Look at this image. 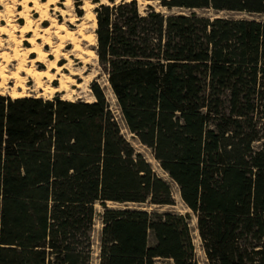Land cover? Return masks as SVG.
Segmentation results:
<instances>
[{"label": "trees", "instance_id": "trees-1", "mask_svg": "<svg viewBox=\"0 0 264 264\" xmlns=\"http://www.w3.org/2000/svg\"><path fill=\"white\" fill-rule=\"evenodd\" d=\"M157 1L191 12L96 9L126 128L177 185L209 264H264V21L194 11L264 13V0ZM92 88L94 101L0 94V264H92L97 203L99 264H198L190 213L107 205L174 193Z\"/></svg>", "mask_w": 264, "mask_h": 264}, {"label": "bare ground", "instance_id": "bare-ground-1", "mask_svg": "<svg viewBox=\"0 0 264 264\" xmlns=\"http://www.w3.org/2000/svg\"><path fill=\"white\" fill-rule=\"evenodd\" d=\"M12 2L25 7V11L19 13L20 17L25 19V23L20 27L17 26L11 18L10 10L5 14L1 13L2 19H7V24H2V19L0 20V48L8 44L7 48L11 49L12 55L0 53L2 54L0 56V94H4L2 89H5L8 95L19 98L28 96L29 91L40 89L44 95L65 92L64 95L67 96L65 99L73 100L72 94L76 93L74 87H78L82 92L88 90L87 83L97 71L93 70L86 74V69L88 65L94 64L98 55L94 50L85 48L83 41H87L88 45H95L97 35L93 31H87L88 25H85V21L78 23L79 18L71 12L72 0H12ZM60 3L66 8L60 7L58 5ZM93 6L94 3L85 0L82 7L88 12L85 18L92 21L90 23L95 27L97 15L92 11ZM32 9L39 13V17L31 15ZM52 9L64 15L65 20L60 21L52 13ZM48 20L50 24L43 25ZM69 24L78 25L77 29ZM1 35H7L8 41L4 42ZM55 38L58 41H55ZM24 41L31 43V47L24 46ZM70 44H73L72 49L65 51ZM48 46L50 51L47 50ZM33 53L36 54L35 57L30 56ZM51 55H54V58H51ZM72 55L83 65L76 67ZM62 58L67 59V62L60 64L59 61ZM13 62H17L16 66L10 69ZM42 64H45L46 68H42ZM76 76L83 81H78ZM29 78L34 82V89L28 85ZM55 81L59 83L55 85ZM10 83L13 84L10 85Z\"/></svg>", "mask_w": 264, "mask_h": 264}, {"label": "rangeland", "instance_id": "rangeland-1", "mask_svg": "<svg viewBox=\"0 0 264 264\" xmlns=\"http://www.w3.org/2000/svg\"><path fill=\"white\" fill-rule=\"evenodd\" d=\"M62 1H65V0H62ZM123 1H130V0H98V1L90 0V2L94 3V6L92 7V11L95 12L96 15H97L96 9L101 4L114 5V4L121 3ZM137 1L139 4V8L143 14L147 13V11L149 9L148 5H151L155 10L161 11L164 13H170V12L190 13L191 12V10H189V9H174L172 11H169V10L165 9L164 7H162L157 0H137ZM84 4H85V0H72L71 12H72V14H74L76 17L79 18L78 23L85 21V25L86 24L88 25V28H87L88 32L93 31L96 33L97 26L93 27L92 23H90L92 21L85 18V16L87 15L88 12L82 7ZM58 5L60 7L66 8V6L62 3H60ZM8 10H10V12H11L10 15H12L11 18H12L13 22L15 24H17V26L20 27V25L25 23V19L21 18L19 15L20 11H25L24 6L14 4L12 2V0H3V2L0 3V16L2 14H5V12ZM194 11H196L199 15H204V16L210 15V16H222V17H245V18L255 19V20H259V21H264V13H240V12L226 11V10L215 11V10H210V9H194ZM30 13L34 17H39V13L35 12V10H33V9L30 10ZM52 13L54 15H56L60 21L65 20V16L61 15L59 11H55L52 9ZM2 18H3V16L0 17V20ZM96 18H97V16H96ZM6 21H7V19L6 20L2 19L1 23L6 25L7 24ZM49 24H50L49 20L46 21L45 23H43V25H49ZM69 25L74 29H77V26H78V25H74V24H69ZM89 25L92 27H90ZM17 34L20 35V33H17ZM31 35L32 34H30V36ZM1 38L3 39L4 42L8 41L7 35H1ZM55 41H58V39L55 38ZM23 44H24V46H28V47L30 46L31 47V43H29L27 41H24ZM83 45L85 46V48H90V49L94 50L96 52V54L98 55V53H97L98 39H97L95 45H88L87 41H83ZM7 46H8V44H5L4 47L0 48V53H2V54L8 53L9 55H12L11 49L7 48ZM72 47H73V44L72 45L70 44L69 46L66 47L65 51H69L70 49H72ZM47 50L48 51L51 50L49 48V46L47 47ZM30 56L35 57L36 54L33 53ZM51 58H54V55H51ZM72 58L74 60L76 67H80L81 65H83L79 61V59H77L75 56L72 55ZM66 62H67V59H65V58H62L59 61L60 64H63ZM16 63L17 62H13L10 69H14L16 66ZM41 67L46 68L45 64H42ZM86 70H87L86 74L92 72L93 70L97 71V73L87 83L86 87L88 88V90L82 92V90L79 89L78 87H74L76 89V93L72 94L71 98L73 100L81 99V100H85V101H94V100H96V97L94 95L92 86L95 83L100 85V87L103 89V91L106 94L110 109L112 110V112L116 116V118H117V120H118V122L122 128V132L124 133V135L132 143V145L136 148V150L148 159V161L152 164L154 170L162 178H164L167 182H169L171 184V187H172L173 193H174V204H171V205H156V204H150V203H144V204L115 203V202H111V201L108 202L107 205L109 207H113V208H136V209H145L149 212H158V213H163V212H167V211H175V212L182 213V214L190 213V215H191L190 216V222H191V228H192V233H193V237H194V243L196 246L198 264H209V261L205 255V251H204L203 246H202V241H201V238L199 235V231L197 229V218L191 212V210L186 206V204L183 202V200L179 194V190H178L177 185L172 181V179L168 176V174L160 167L159 162L154 158L151 149L146 147L145 145H143L139 141V139L136 138L126 128V124L123 120L119 104L117 102L115 94L111 88V84L109 82V74H108L107 70H105L103 64L100 62L99 55L97 56L96 61L94 60V64L88 65V68ZM66 72H69V71L66 70ZM76 79L78 81H81V82L83 81V79H81L80 77H77V76H76ZM58 83H59L58 81L54 82L55 85H57ZM12 84L13 83H10V85H12ZM108 84L110 87L108 86ZM28 85L34 89V82L30 78L28 79ZM2 91H4V95H8L7 91L5 89H2ZM64 93L56 92L52 95H44V94H42V91L40 89H36L34 91H29L28 96L44 97L46 99H48V97H50L52 99L56 94H59L63 99H65L67 96L64 95ZM254 145H255V147H261V142L260 141L255 142ZM96 209H97V216H96L95 224H94L93 231H92V241H93L92 264H99V260H100L99 259L100 237H101V229L103 226L102 219H101V213L103 212L104 208L102 207L101 204L97 203ZM151 243H152V240H151ZM155 264H174V261L172 259L158 258L156 260Z\"/></svg>", "mask_w": 264, "mask_h": 264}, {"label": "crops", "instance_id": "crops-1", "mask_svg": "<svg viewBox=\"0 0 264 264\" xmlns=\"http://www.w3.org/2000/svg\"><path fill=\"white\" fill-rule=\"evenodd\" d=\"M150 240H152V242H154L155 238L153 235H151Z\"/></svg>", "mask_w": 264, "mask_h": 264}, {"label": "snow or ice", "instance_id": "snow-or-ice-1", "mask_svg": "<svg viewBox=\"0 0 264 264\" xmlns=\"http://www.w3.org/2000/svg\"><path fill=\"white\" fill-rule=\"evenodd\" d=\"M3 2V0H0V3H2Z\"/></svg>", "mask_w": 264, "mask_h": 264}]
</instances>
